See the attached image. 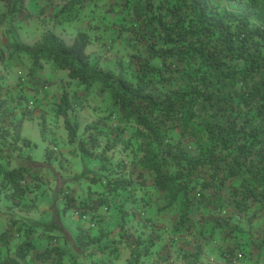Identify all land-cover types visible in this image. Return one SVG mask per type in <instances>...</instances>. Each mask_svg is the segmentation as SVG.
<instances>
[{"label":"trees","instance_id":"trees-1","mask_svg":"<svg viewBox=\"0 0 264 264\" xmlns=\"http://www.w3.org/2000/svg\"><path fill=\"white\" fill-rule=\"evenodd\" d=\"M106 1L108 7L105 0H66L56 16L67 21L72 15L78 19L80 8H105L115 39L122 40L126 52V63L116 59L118 71L90 61L88 30L95 26L90 15L85 19L87 29L71 43L48 29L33 44L14 40L8 45L29 60L30 75L52 64L86 90L99 84L109 95V115L116 116L115 122L88 123L83 138L79 122L71 118L66 91L54 109L68 141L83 157L100 162L101 171L84 174L99 193L81 207L90 223L82 230H92L85 233L86 246L121 242L114 231L116 225L124 227L127 217L149 225L169 212L176 216L173 235L220 234L223 242L230 240L220 246L226 262H244L253 250L259 256L264 250V0ZM0 2L13 16L24 8L25 0ZM15 110L9 101L0 100V121L9 122L0 127V142L8 139L10 150L6 156L0 153V193L7 188L12 199H19L32 192V184L42 183L47 176L41 170L50 166L47 159L21 162L25 149L33 150L35 144L21 137L22 118L13 121ZM119 144L133 153L131 169L122 162L110 165L108 152ZM129 203L134 206L130 211L125 208ZM23 220L12 216L11 223L26 225ZM24 234H31L29 226ZM7 235H0V247L5 249ZM153 242V238L127 242L129 247L135 244L127 264H139ZM24 245L27 250L31 242L25 240ZM50 253L62 259L58 248L36 256L49 258ZM88 255L93 264L102 260L100 254ZM183 256L197 261L200 247ZM164 263L160 259L151 264Z\"/></svg>","mask_w":264,"mask_h":264},{"label":"rangeland","instance_id":"rangeland-1","mask_svg":"<svg viewBox=\"0 0 264 264\" xmlns=\"http://www.w3.org/2000/svg\"><path fill=\"white\" fill-rule=\"evenodd\" d=\"M65 1L27 0L24 3V8L13 16L6 13L5 4L0 2V13L3 14L0 18V55L2 58L0 63V100L9 101L10 108L25 109L27 118L31 121L30 125L26 124L23 127V131L24 135L33 141L35 147L33 150L30 148L25 149L21 162L29 165L32 164L29 161L32 159L43 162L47 158L50 161L48 162L50 169L41 170V173L49 178H43L44 180L38 187H35L36 184L31 186L38 189L49 186V184L56 189L60 188L59 185L61 186V184L65 185L66 183L60 180L62 177L60 172L74 171L75 173L78 168H81L84 175L86 171H88V174L101 171L98 160L83 157L78 152L76 144L70 143L68 137L65 138L66 130L63 127L62 118L54 114V109L62 92L66 91L71 100L73 108L71 118L79 122V137L86 136L87 133L84 134L86 124L95 122L110 124L115 122L116 116L109 115L111 101L109 95L101 90L99 84L86 90L77 80H70L66 71L59 70L52 64L45 65L42 70L30 75L28 74L29 60L23 55L16 54L8 45L14 40L33 44L48 29L59 34L67 43H71L78 32L87 29L88 24L85 23V19L87 15H90L95 17L92 23L95 26L100 25V28L93 26L92 30H88L91 40L86 51L89 54L90 61L97 63L103 69L114 71H118L116 59L122 58L126 63V52L122 46V40L119 37L115 39V32L111 28L110 17L108 16L109 12L106 13L105 8L99 6L94 11L84 7L80 8L81 16L78 19H74L72 15L70 19L65 21L56 16ZM105 2V7H108V2L106 0ZM104 15V19L100 20L98 18ZM32 112H40V114L34 116L35 114ZM8 123L6 120L5 122L0 121V127H7ZM39 129L41 134L45 136L44 138L39 134ZM0 131L2 130L0 129ZM124 135L127 137L126 134ZM175 135L178 137L177 134ZM183 138L185 144L190 145V139L185 138V135ZM8 141V139L3 138L0 142V153L5 154V156L10 153ZM47 146H53V148L51 150L47 148L46 150ZM26 155L31 158L27 159ZM108 156L111 161L110 165L122 162L128 166V169H131L134 163L131 149L124 150L121 144L114 150L109 151ZM5 162L7 161L5 160ZM11 166L12 163L9 167ZM74 182L77 181H73V184ZM70 190L74 191L75 189L67 186L66 191ZM156 199L157 196L154 198L155 202ZM158 199V203L163 205V200L161 197L159 198V195ZM119 200L121 201V195L118 196L116 202ZM125 208L130 211L134 206L129 203ZM114 213L112 210L109 216L113 217ZM175 218V213L166 212L160 216L157 223L146 225L141 219L127 217L124 227L120 229L116 225L117 229L114 231V236L120 237L121 242L122 239L126 241L124 244L113 242L109 246H104L102 241L99 247L92 248V246H89L82 250V254H86V257L79 256L77 261L79 264H93V261L89 262L88 253L90 255L94 253L100 254L102 257L100 262L97 261L99 264H127V260L131 258V249L135 246V244H131L129 247L127 242H146L147 238H153L152 246L142 252L139 264H151L160 259L165 260L164 264H264V250L261 251L259 256L253 250L250 253V258L244 262L234 259L226 262L224 257L220 255V246L230 244L231 241L223 242L220 234L214 235L213 238H197L193 235L185 237L184 234L179 232L173 235L174 227L172 226ZM197 246L200 247V256L197 261H194L191 256H183V253L195 252ZM71 254L72 257H70V254L66 256L67 262L70 259L73 260L75 253L71 252Z\"/></svg>","mask_w":264,"mask_h":264},{"label":"crops","instance_id":"crops-1","mask_svg":"<svg viewBox=\"0 0 264 264\" xmlns=\"http://www.w3.org/2000/svg\"><path fill=\"white\" fill-rule=\"evenodd\" d=\"M29 66L30 64H28V68ZM32 113L35 114L34 116L40 114V112ZM20 118H22L20 135L33 144V141L25 136L23 131V127L31 123L25 109L15 110L13 121ZM39 134L41 137H45L41 131ZM65 138H67V134ZM49 146L46 148L51 150L53 146ZM77 170L75 173L74 171L60 172L62 176L60 180L66 184L59 185L58 189L53 188L50 184L42 189L33 188L32 192H28L27 195L19 199H12L14 195L7 188L0 193V235L8 233V247L6 249L0 247V264H9V262L13 264H65L66 256L70 254L72 257L71 252H74L75 256L67 264H79L77 258L79 256L86 257V254H82V250L91 246H86L85 242L86 234H91L92 230L87 231L90 223L88 215L85 213L86 209L81 207L84 206V201H92L96 196H99L97 195L99 193H95V189L88 184L86 176L83 175V169L78 168ZM72 178L77 182L73 184L75 180ZM67 186L75 190L68 191L69 195L65 196ZM12 216L25 219L26 222L23 221L26 225L11 223ZM91 225L93 226V224ZM26 226L30 228V235L24 234ZM84 228L87 230L83 231ZM80 232L83 234L81 237H79ZM25 240L31 242V246L27 250L24 245ZM79 240H81L80 243ZM81 245L86 247L79 248ZM51 248H58L62 253V259L59 260L55 253H50L49 258L48 256L37 258L36 254ZM88 259L89 262L92 261V258Z\"/></svg>","mask_w":264,"mask_h":264}]
</instances>
